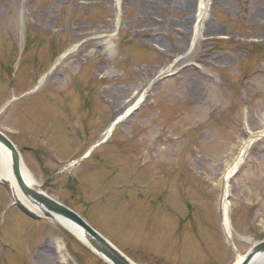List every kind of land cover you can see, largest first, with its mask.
<instances>
[{
	"label": "rangeland",
	"instance_id": "rangeland-1",
	"mask_svg": "<svg viewBox=\"0 0 264 264\" xmlns=\"http://www.w3.org/2000/svg\"><path fill=\"white\" fill-rule=\"evenodd\" d=\"M0 132L133 264H235L218 182L252 134L231 241L264 238V0H0ZM11 203L0 186V264H106Z\"/></svg>",
	"mask_w": 264,
	"mask_h": 264
},
{
	"label": "water",
	"instance_id": "water-1",
	"mask_svg": "<svg viewBox=\"0 0 264 264\" xmlns=\"http://www.w3.org/2000/svg\"><path fill=\"white\" fill-rule=\"evenodd\" d=\"M0 144L11 154L13 176L22 195L28 201V205H24L17 198H13L15 206L24 215L35 220H38L41 217L49 220H55L56 218L64 219L80 229L83 233L84 239L88 243V248L97 255L104 257L109 264H132L76 213L42 193L40 188L34 189L27 185L21 177L22 162L20 155L14 145L2 133H0ZM2 185L6 188L8 193H10V184L7 181H3ZM36 212L40 215H37ZM229 246L235 251L231 242H229ZM263 256L264 240H260L243 257H240V262L236 264H251L254 260Z\"/></svg>",
	"mask_w": 264,
	"mask_h": 264
},
{
	"label": "bare ground",
	"instance_id": "bare-ground-1",
	"mask_svg": "<svg viewBox=\"0 0 264 264\" xmlns=\"http://www.w3.org/2000/svg\"><path fill=\"white\" fill-rule=\"evenodd\" d=\"M116 2H119V0H116ZM117 6H118V4H117ZM199 9H202L201 2L199 4ZM198 17H200V15H198ZM140 102H141V99H138L134 105H133V103L130 104L129 106H127L125 108L123 113L115 116V118L109 123V125L105 129V132L102 134V140L103 141L109 137V135L111 134L115 124L117 122H119L120 120H122L127 115L131 114V112H133V110H134V107L137 105V103H140ZM259 137H261L260 134L259 135L252 134V135L246 136V138L244 139V141L240 145L235 157L225 166V169L223 170V172L220 176L219 182H218L219 188L221 189V198H220V202H219V213H220L222 228H223V231H224L226 237H228V236L230 237L231 233H232V229L230 226V218H229V207L230 206H229V203L227 201L228 183H229V180L231 179V177L233 176V174H235V172H237V170L239 169V167L241 166V164L245 160L246 154H247L248 150L250 149L251 145L253 144V142L256 139H258ZM154 150L156 151V154H160L162 152V150H158V148H154ZM190 157L193 158L195 161V158L193 155H190ZM196 166H197V164H195V167ZM195 170H196V168H195ZM21 177L24 180V182L27 185H29L31 188H34V189L38 188L37 183L34 181L31 174L29 173L27 168H25L24 166L21 167ZM0 180H5L10 184L11 194H12L13 198H17L24 205H28V201L22 195V193H21V191H20V189H19V187L15 181V178L13 176L12 167H11V154L1 144H0ZM54 223L56 225H58L59 227H61L63 230L67 231L71 236H73L75 239L80 241L84 246H88V243L84 239L82 231L80 229H78L76 226H74L73 224H71L68 221L61 219V218H56L54 220ZM58 250L61 251V247H58ZM99 257L104 262L108 263V261L104 257H102L100 255H99ZM240 259L241 258L238 257L236 263H238L240 261ZM251 264H264V256L257 258Z\"/></svg>",
	"mask_w": 264,
	"mask_h": 264
}]
</instances>
